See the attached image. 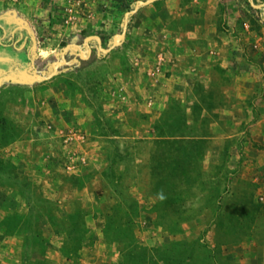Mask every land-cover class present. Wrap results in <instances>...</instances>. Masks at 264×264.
Listing matches in <instances>:
<instances>
[{"label":"rangeland","instance_id":"obj_1","mask_svg":"<svg viewBox=\"0 0 264 264\" xmlns=\"http://www.w3.org/2000/svg\"><path fill=\"white\" fill-rule=\"evenodd\" d=\"M66 6L0 32V264H264V0Z\"/></svg>","mask_w":264,"mask_h":264},{"label":"crops","instance_id":"obj_2","mask_svg":"<svg viewBox=\"0 0 264 264\" xmlns=\"http://www.w3.org/2000/svg\"><path fill=\"white\" fill-rule=\"evenodd\" d=\"M54 1L55 0H0V32L3 31L6 35L13 34L16 31L17 27L21 26V19L25 18L23 16L24 14H19L21 13L19 11L27 9L30 13L41 15V8L43 6L51 5ZM30 18L31 17L27 19ZM250 127L259 128L257 138L261 140L262 144H264V110H262L260 113H257L256 120H254L250 124ZM262 154L256 152V157H251L249 159V167L253 164L256 165L254 166L253 170L247 173H241L242 178L248 180L251 184L254 183L255 186L261 180L260 176L262 172H264V155Z\"/></svg>","mask_w":264,"mask_h":264},{"label":"built area","instance_id":"obj_3","mask_svg":"<svg viewBox=\"0 0 264 264\" xmlns=\"http://www.w3.org/2000/svg\"><path fill=\"white\" fill-rule=\"evenodd\" d=\"M66 22H75L82 17H90L91 10L88 8L90 0H66ZM259 199L264 202V193L259 195Z\"/></svg>","mask_w":264,"mask_h":264}]
</instances>
